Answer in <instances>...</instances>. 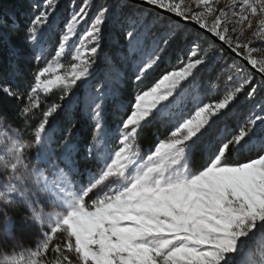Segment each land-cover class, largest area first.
I'll list each match as a JSON object with an SVG mask.
<instances>
[{"label": "snow or ice", "instance_id": "6c2138e0", "mask_svg": "<svg viewBox=\"0 0 264 264\" xmlns=\"http://www.w3.org/2000/svg\"><path fill=\"white\" fill-rule=\"evenodd\" d=\"M192 4L121 0L113 14L108 3L79 0L58 33V0L30 5L19 39L38 70L27 88L0 78V264H264V57L240 39L252 29L264 42V0ZM13 16H0V29L16 31ZM181 20L203 31L186 41L181 67L161 69ZM109 24L118 61L101 64ZM226 50L236 75L223 95L212 84L217 98L205 103L197 76ZM122 87L135 93L127 105L117 103ZM54 91L60 96L46 103ZM109 101L120 114L114 126L105 121ZM78 114L90 132L81 133ZM146 129L156 140L145 151Z\"/></svg>", "mask_w": 264, "mask_h": 264}, {"label": "trees", "instance_id": "16d2710c", "mask_svg": "<svg viewBox=\"0 0 264 264\" xmlns=\"http://www.w3.org/2000/svg\"><path fill=\"white\" fill-rule=\"evenodd\" d=\"M99 0H95V3L97 5ZM34 2V0H0V16L4 15L5 13L8 14H14L13 18L18 23V28L16 31H9L8 28L0 29V31H3L8 34L9 36V42L3 43L0 42V78L5 79H13L15 83L19 84L22 88H27L29 84H31L33 80V76L35 72L38 70L37 62L35 61L33 54L29 49L25 46V44L19 39L23 35V30L26 24L28 23V18L31 14V7L30 5ZM77 5L79 4V0L76 1ZM65 8H68L65 5ZM115 10V9H114ZM150 12L153 16H160L161 15L155 13L154 11L147 10ZM63 16H66L67 9H62ZM165 20L170 21L171 19L162 17ZM64 20H61V23L54 28V32L58 33L60 26ZM0 23H2V20H0ZM56 25V24H55ZM179 31H180V39L174 43L171 48L168 50V52L165 54L164 62L161 65V69H167L168 71H171L173 69H178V67L181 65V60L185 59L184 53L187 51L189 44L186 43V41H189L191 39H195L197 37V32L193 29L189 28L188 26L179 24ZM117 35L115 26L112 24L106 25L105 27V40L103 42L102 47V57L104 59L105 56H112L114 59H117L118 56L117 53L119 51V46L114 42L115 36ZM15 48L16 53L15 55L12 54L11 49ZM219 48V47H217ZM70 55L67 58L63 60V63L65 67H67L70 63ZM50 58V56H47L45 58V61L42 62L39 67H43L44 63L47 62V60ZM225 63L232 62L231 57L224 53V56L222 58ZM217 63V62H216ZM221 61H219L217 64L210 66L205 71L199 73L198 75V82L203 80V87L201 89L202 95H203V101L205 103L209 102L210 100L216 99L217 97L211 94V91H215V89L211 88L212 84H217L220 87V95H223V88L224 83L227 79V75L223 69L225 67H222V64H220ZM160 70H157V75L159 74ZM211 89V91H209ZM80 90H77V92ZM59 91H54L53 94L49 95L47 97L46 103H51L53 101H56L58 97L60 96ZM134 90L128 88V87H122L121 89V95L119 97V100L117 103H122L124 105H127V102L132 99L134 95ZM13 104L17 102H12ZM240 106L247 109L248 105L246 101L244 100L242 103L239 102ZM119 113L116 111V108L114 107L113 103L109 101L106 106L105 111V121L108 126H114L119 119ZM231 115V114H230ZM78 120V126L81 130L82 134L90 132V129L88 128V121L84 116H80ZM230 123H234V120H229ZM14 123H18L17 121H14ZM54 126H57L58 128H62L64 124V118L63 115L57 117V119L53 122ZM224 121L218 122V125L216 127L222 126ZM151 131L149 129L145 130V135L141 138V145L144 147L145 150H147L149 144L155 143L156 137L151 135ZM159 138H163L164 136V130L161 128L159 130ZM247 159L246 156L239 157V162H244ZM197 163L193 165L194 168L199 167V157L197 158ZM229 162L234 163L237 162V158L235 155L231 156L229 158ZM59 242V241H57Z\"/></svg>", "mask_w": 264, "mask_h": 264}, {"label": "rangeland", "instance_id": "374dc122", "mask_svg": "<svg viewBox=\"0 0 264 264\" xmlns=\"http://www.w3.org/2000/svg\"><path fill=\"white\" fill-rule=\"evenodd\" d=\"M76 1L77 0H58V7H57V9H56V11H55V13L53 14V17H52V19L55 22L56 26H58L61 23V20H64V22H66L68 19H70V16H71V14L73 12V7L74 6L78 7V5H79V4L77 5ZM176 2H180V0H176ZM100 3H108V4H110L112 6V8H113V14H116L118 12V6L120 5L121 0H99L98 3H97V6ZM229 3H231V0H216L215 6L217 8H219V7H223L225 4H229ZM183 4H184V6L195 7V5L192 4V0H183ZM65 5L68 8H65ZM62 9H65V10L67 9L66 16H63V13L64 12H62ZM236 10L239 11L238 8ZM93 11H95V8H93ZM64 22L62 23V25L60 26V28L63 27ZM209 23H211V20H209ZM84 27H86V25H81L80 26V30L83 31V28ZM230 27H236L237 30H239V27L240 26L239 25H230ZM255 27H256V20H255V18H253V28H255ZM236 35H237V33H231V36H233V37H235ZM240 39L243 40V41H249V40L251 41L250 46L251 47H254L256 49V51H254L252 53L253 56H255L256 58L264 57V42H261V40L259 38H255V39L252 38V29L246 30L244 32V34L240 37ZM217 47H220V46L217 45ZM225 53L228 54L226 51H225ZM230 57L232 59V56H230ZM219 61H221L220 64H222V67H225V69H223V70L225 71V73H226L227 76L229 74L236 75L235 69L231 67L232 62L225 63V61L222 58H217V59L213 60V62H212V64L210 66H213V65L217 64ZM102 62H103V57H102V52H100V63L102 64ZM69 63H71V60H70ZM209 67H207V68H209ZM207 68H202L201 71H200V73L203 72V71H205ZM245 71L246 72H250L247 68H245ZM99 74H100V71H99V68H97V70L94 71V73H93V79H95L96 77H98ZM197 80H198V76H197ZM80 91L77 92V95H79ZM74 99H75V97H74ZM83 100H84V97L83 96H80V102H81V104L83 103ZM243 101H244V98L242 97L241 100H240V102L242 103ZM73 107H75V105H73ZM80 116H83V115L78 114L77 117H76V119H79ZM25 243L26 244L27 243H30V241L27 238H25Z\"/></svg>", "mask_w": 264, "mask_h": 264}, {"label": "water", "instance_id": "95a60500", "mask_svg": "<svg viewBox=\"0 0 264 264\" xmlns=\"http://www.w3.org/2000/svg\"><path fill=\"white\" fill-rule=\"evenodd\" d=\"M143 8L147 9V10L154 11L155 13L161 15L162 17H166V18H169L171 20L178 19V18L174 17V14L166 13L163 10L155 9V8H152L151 6H148V5H143ZM180 24L186 25V26L190 27L191 29L195 30L196 32L203 31V30H198V27L196 25H194L193 23H191V22H186V21H182L181 20ZM221 44H222V42H220L218 40L216 41V45L220 46ZM226 52L230 55V53L227 50H226ZM245 68H247L250 72H254L255 71L254 69H251V66H248V65H245Z\"/></svg>", "mask_w": 264, "mask_h": 264}]
</instances>
